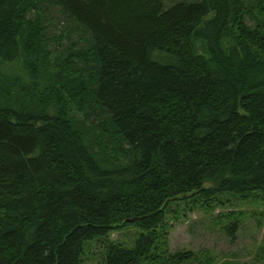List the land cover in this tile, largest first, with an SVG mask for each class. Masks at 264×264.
I'll use <instances>...</instances> for the list:
<instances>
[{
	"label": "trees",
	"instance_id": "1",
	"mask_svg": "<svg viewBox=\"0 0 264 264\" xmlns=\"http://www.w3.org/2000/svg\"><path fill=\"white\" fill-rule=\"evenodd\" d=\"M240 2L0 0V264H81L192 194L264 195V0L257 16ZM16 62L13 101L1 68Z\"/></svg>",
	"mask_w": 264,
	"mask_h": 264
},
{
	"label": "rangeland",
	"instance_id": "2",
	"mask_svg": "<svg viewBox=\"0 0 264 264\" xmlns=\"http://www.w3.org/2000/svg\"><path fill=\"white\" fill-rule=\"evenodd\" d=\"M194 1L197 0H164V3L165 8L170 9L179 3ZM242 2L245 13L252 12L257 16L258 0ZM246 23L254 28L258 20L246 17ZM54 26L50 28L52 32L57 29ZM53 51L60 53L61 49L53 46ZM25 73L22 62L4 64L1 68L2 76L9 80L6 81L9 83L6 90L12 91L9 97L13 101L19 98L17 87H11L15 85L13 80L23 79ZM0 98L6 100L3 105L9 104L8 97L1 94ZM100 141L106 149L112 144L105 139ZM217 183L209 182L206 187H214ZM234 227L235 234L231 231ZM150 236L155 245L136 264H176L173 259L180 254H185L188 259L179 264H264V195L255 193L239 197L224 194L206 199L192 194L170 204L165 223L156 231L146 233L135 225L120 226L107 237L89 242L81 264H108L112 247L135 250L141 238Z\"/></svg>",
	"mask_w": 264,
	"mask_h": 264
}]
</instances>
